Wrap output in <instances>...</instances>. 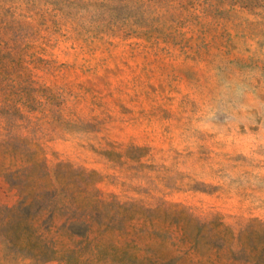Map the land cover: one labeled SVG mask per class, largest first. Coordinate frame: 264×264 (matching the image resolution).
I'll return each instance as SVG.
<instances>
[{"label": "rangeland", "instance_id": "obj_1", "mask_svg": "<svg viewBox=\"0 0 264 264\" xmlns=\"http://www.w3.org/2000/svg\"><path fill=\"white\" fill-rule=\"evenodd\" d=\"M0 264H264V0H0Z\"/></svg>", "mask_w": 264, "mask_h": 264}]
</instances>
